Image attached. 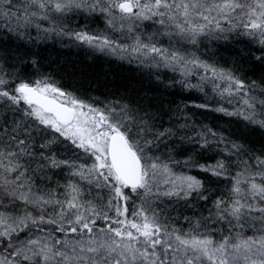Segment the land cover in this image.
I'll return each mask as SVG.
<instances>
[{
  "label": "rangeland",
  "instance_id": "374dc122",
  "mask_svg": "<svg viewBox=\"0 0 264 264\" xmlns=\"http://www.w3.org/2000/svg\"><path fill=\"white\" fill-rule=\"evenodd\" d=\"M125 1L131 2L133 12L122 10ZM222 10L232 16H256L254 22L263 18L264 23V0H0V24L8 19L12 24L30 26L42 20L54 28L66 15L75 13L94 26L84 38L91 50L126 60L135 58L141 65L167 67L187 76L194 68L185 69L184 63L206 66L186 43H199L200 34L219 32ZM148 20L155 26L145 27ZM38 28L43 31L42 26ZM202 77V86L211 87L217 96L225 95L213 78ZM22 87L21 97L30 103ZM35 88L66 102L74 109V118L62 124L53 113L32 103L28 113L40 124L86 144L95 154L99 170H110L113 180L119 181L108 159L112 132L105 121L95 119L85 104L65 100L58 89L54 93L55 89ZM41 127H18L8 145L9 174L33 190L19 187L8 175L10 201L18 200L40 214L36 217L25 211L0 218V239L7 240L0 243L4 247L0 264H264L263 235L241 239L229 247L228 239L218 236L222 232L239 235L247 227L264 231V205L259 204L264 200L261 174L255 176L257 181H250V170L243 166L237 180L230 161L222 160L212 184L215 181L226 189L216 195L195 179L170 170L162 172L151 164L147 170L144 167L142 185L125 192L120 181L112 186L102 173L75 168L69 155L56 148L53 136L44 134ZM129 141L142 159L149 157L146 147ZM4 177L0 174V182ZM196 211H200L199 220L193 216ZM44 224L58 225L60 233L39 231L25 242L13 239L29 225ZM199 230L214 235H183ZM74 233L80 237H73Z\"/></svg>",
  "mask_w": 264,
  "mask_h": 264
},
{
  "label": "trees",
  "instance_id": "16d2710c",
  "mask_svg": "<svg viewBox=\"0 0 264 264\" xmlns=\"http://www.w3.org/2000/svg\"><path fill=\"white\" fill-rule=\"evenodd\" d=\"M254 18L256 16H232L222 10L219 32L203 33L199 43H186L206 66L184 63L185 69L191 65L194 68L187 76L167 67L141 65L135 58L126 60L91 50L84 38L94 26L75 13L66 15L54 28L42 20L26 26L2 19L0 174L6 178L0 182V218H11L25 211L36 217L40 214L36 208H24L18 200L13 204L7 191L8 175L19 187L30 190L17 181L16 175L9 174L8 145L21 126L41 125L44 134L55 139L56 148L69 155L75 168L102 173L112 186L120 184L113 180L110 170H99L95 154L86 144L65 137L34 119L28 113L32 104L24 101L19 92L22 86L58 89L65 92V100L74 99L88 106L92 116L104 120L111 132L119 130L138 147H146L149 157L141 158L145 170L153 164L162 172L170 170L188 176L217 195L226 186L215 181L212 184V177L221 161L228 160L237 180L241 168L246 166L250 170V181H257V174L263 176L260 182L264 188V23L263 18L259 22H254ZM143 25L155 26L150 20ZM39 26L43 31H38ZM203 74L204 78H213L215 86L224 90L225 95L217 96L211 93V87L202 86ZM23 114L34 121L24 119ZM236 184L240 183L236 181ZM123 190L131 189L124 187ZM259 204L264 205V200ZM200 205L197 204V208H201ZM199 215L200 211H196L193 216L198 218ZM57 226L29 225L13 239L25 242L27 236L39 231L57 235L60 233ZM183 235L208 238L214 234L199 230ZM259 235L264 236V231L247 227L239 235L222 232L218 236L219 240L228 239L229 247L239 244L241 239ZM75 236L80 237V233H74ZM223 241L214 242L221 245ZM3 242L7 240L0 239V243ZM2 249L0 245V251Z\"/></svg>",
  "mask_w": 264,
  "mask_h": 264
},
{
  "label": "water",
  "instance_id": "95a60500",
  "mask_svg": "<svg viewBox=\"0 0 264 264\" xmlns=\"http://www.w3.org/2000/svg\"><path fill=\"white\" fill-rule=\"evenodd\" d=\"M121 8L125 13L134 11L130 1L122 3ZM21 90L27 94L30 103L43 106L45 111L53 113L62 124H68L73 120L74 109L66 102L34 87H22ZM57 92L58 90L55 89L54 93ZM60 94L64 96L65 92L60 91ZM107 153L116 178L128 189L139 188L143 182V162L123 132L114 130L110 134Z\"/></svg>",
  "mask_w": 264,
  "mask_h": 264
}]
</instances>
